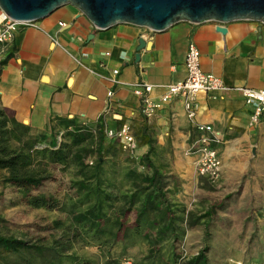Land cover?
I'll return each mask as SVG.
<instances>
[{"label": "crops", "instance_id": "1", "mask_svg": "<svg viewBox=\"0 0 264 264\" xmlns=\"http://www.w3.org/2000/svg\"><path fill=\"white\" fill-rule=\"evenodd\" d=\"M189 42L198 51L200 70L229 88L196 99L195 123L210 126L221 140L219 178L211 184L195 171L198 133L178 99L145 119L130 91L136 81L164 86L181 80ZM234 87L264 90L260 23H177L161 32L118 24L96 30L77 10L62 6L33 27H18L13 40L0 46V110L15 122L36 133L48 132L49 120L56 118L106 128L126 122L134 154L140 158L153 140V158L165 160V172L178 179L186 205L195 206L201 196L204 211L220 196L242 221L258 223L264 242V113L257 126L248 127L250 108ZM160 92L155 89L151 98Z\"/></svg>", "mask_w": 264, "mask_h": 264}, {"label": "trees", "instance_id": "2", "mask_svg": "<svg viewBox=\"0 0 264 264\" xmlns=\"http://www.w3.org/2000/svg\"><path fill=\"white\" fill-rule=\"evenodd\" d=\"M102 129L100 122L87 126L56 118L49 120L48 132L36 133L0 110V170L6 174L2 183L19 194L13 205L66 214L43 228L56 233L46 243L0 235V264H120L126 250L139 244L146 245V255L133 264H177L175 245L186 230L209 221L216 207L195 216L175 201L179 182L153 158L151 139L140 159L146 173L113 156L106 159ZM90 156L95 157L88 165ZM48 166L68 171L66 204L33 194L52 179ZM76 245L94 247L100 260L78 255ZM183 264H207L205 248Z\"/></svg>", "mask_w": 264, "mask_h": 264}, {"label": "rangeland", "instance_id": "3", "mask_svg": "<svg viewBox=\"0 0 264 264\" xmlns=\"http://www.w3.org/2000/svg\"><path fill=\"white\" fill-rule=\"evenodd\" d=\"M56 138H59V134L56 135ZM103 147L106 149V152L103 153L106 159L113 156L117 162H129L132 168L138 172H148L140 161L141 157L137 158L136 154L129 156L122 152L118 144H113L112 140H105ZM94 157H87L85 163L91 165ZM159 160L166 164L165 160ZM46 171L52 179L45 181L42 187L33 194L49 195L66 204L68 202L66 197L71 194L70 189H68V171H62L59 166H48ZM5 175V171L0 170V235L30 243L49 242L56 233L43 231V228L53 220H64L66 214L58 210L34 209L23 204L13 205L19 194L2 183ZM176 191L174 199L182 204L186 211L195 216L203 214L204 207L201 206L203 203L201 194L193 202L199 205L190 206L185 203L187 196L181 193L180 183ZM210 205L216 207L211 219L209 221L203 219L202 224L186 230L181 242L175 245L174 252L178 257L177 264H183L203 248H205L207 264H226L228 260H237L243 264L261 263L264 260V242L258 238L260 236L258 223L242 221L241 215L237 217L235 214L236 207L229 206L228 201L220 198V196ZM146 249L144 244L136 245L126 250L124 257L129 258L133 264L142 260L146 255ZM74 250L78 255L91 258L94 261L100 260L94 247L76 245ZM118 250V248H114L112 251L116 253Z\"/></svg>", "mask_w": 264, "mask_h": 264}, {"label": "built area", "instance_id": "4", "mask_svg": "<svg viewBox=\"0 0 264 264\" xmlns=\"http://www.w3.org/2000/svg\"><path fill=\"white\" fill-rule=\"evenodd\" d=\"M33 26L34 23L31 22H16L10 19L0 9V46H4L13 40L18 27ZM62 26V23H58V27ZM183 72L181 80L164 86L152 85L141 81L133 82L130 85V91L138 100L139 114L145 119L151 118L157 110L172 100L178 99L185 119L193 125V128L198 133V137L192 146L194 148L192 151L196 154L194 161L195 171L199 177L206 179L211 184L219 178L220 163L216 148L220 145L221 140L219 134L213 131L210 126L195 123L196 99L198 96L229 88L224 86L214 75L200 70L199 54L192 42L186 45ZM155 89H161V92L156 99H153L151 98V93ZM233 90L241 95L243 103L250 108L247 126H257L261 115L264 113V90L245 87H234ZM111 95L110 91L106 92L107 98L111 97ZM102 133L106 139L115 141L122 152L127 153L129 156H134L136 142L128 123L122 122L114 128L103 127ZM120 264H131V260L123 258ZM226 264L243 263L237 260H228ZM259 264H264V260Z\"/></svg>", "mask_w": 264, "mask_h": 264}, {"label": "water", "instance_id": "5", "mask_svg": "<svg viewBox=\"0 0 264 264\" xmlns=\"http://www.w3.org/2000/svg\"><path fill=\"white\" fill-rule=\"evenodd\" d=\"M62 6L77 10L96 30L127 24L161 32L177 23L237 21L264 26V0H0L16 22L36 23Z\"/></svg>", "mask_w": 264, "mask_h": 264}]
</instances>
